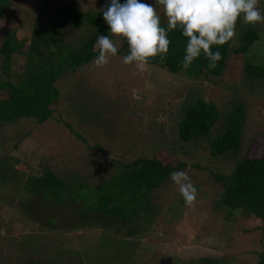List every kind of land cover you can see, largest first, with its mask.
<instances>
[{
    "label": "rangeland",
    "instance_id": "rangeland-1",
    "mask_svg": "<svg viewBox=\"0 0 264 264\" xmlns=\"http://www.w3.org/2000/svg\"><path fill=\"white\" fill-rule=\"evenodd\" d=\"M10 2L8 12L0 18V44L6 31L16 30L17 37L24 39L23 50H27L40 14H53L57 7L68 4L80 12L100 11L110 0H50L49 8L45 7V0ZM140 2L155 6V0ZM259 8L264 13V0H259ZM156 10L160 20L164 19L162 7L157 6ZM86 28L68 26L64 36L80 43L87 36ZM246 29L256 30L259 37L245 57L231 56L221 79L208 75L200 80L147 64L137 68L124 64V55L116 53L107 65L97 67L93 61L60 81V102L54 104L57 121L40 124L33 118H24L3 124L0 162L8 171L0 174V264H32L30 257L50 264L59 251H69L63 255L67 264H189L204 257L209 263L211 259H221L228 264H256L257 252L264 250V241L256 229L259 221L239 220L240 212H229L230 222L224 225L220 218L226 211H214L222 188L212 179V171L225 167V163L231 165L238 156L226 154L224 159H217L207 152L208 139L226 129L227 110L237 101L247 109L241 156L249 149V154H264V78L254 81L243 70L245 59L264 73V23L245 25L238 18L235 46ZM25 62L24 55H14L13 72H21ZM201 87L210 90L207 96H213L220 116L207 138L198 143H177V122L182 117L179 104L186 100L189 91ZM141 151L155 154L174 168L184 161L186 165L176 171L188 174L197 195L187 206L169 176L151 193L148 206L145 205L149 216L145 217L143 209L140 213L141 227H149L140 236H133L122 227L114 229L118 236L114 239L104 234L101 226L69 230L76 227L70 216V225L65 227L40 228V210L31 208L32 215L24 210L22 201L29 197L30 182L43 168L68 179L75 186L73 194L85 195L119 163L131 160ZM30 244L44 248L33 249ZM130 253L132 260H127Z\"/></svg>",
    "mask_w": 264,
    "mask_h": 264
},
{
    "label": "trees",
    "instance_id": "trees-1",
    "mask_svg": "<svg viewBox=\"0 0 264 264\" xmlns=\"http://www.w3.org/2000/svg\"><path fill=\"white\" fill-rule=\"evenodd\" d=\"M119 2L123 4L125 0ZM10 6V0H0V18L6 15ZM45 7H50V0H45ZM160 23L166 28L167 18L161 19ZM84 25L87 27L84 41L76 43L65 38L66 27L72 26L77 29ZM108 33L109 28L103 19V12H80L71 4L57 7L53 14L38 16L27 50H23L24 39L17 37L16 30L6 31L0 44V70L4 74L2 76L0 73V127L24 118H33L40 124L55 120V105L60 102L62 94L60 81L68 79L71 72L81 71L80 68L91 64L98 55L93 51L97 37ZM258 35L256 30L246 29L238 37V46L234 45L235 35L222 46L213 45L211 50L219 51L222 56L215 69L207 68L208 60L201 53L192 65L184 70L180 63L185 54L187 38L182 36L180 30H173L167 35L170 44L166 58L161 61L158 55L150 59L147 65L158 66L173 74L194 76L200 80L208 75L221 79L231 56L245 57L248 48L258 39ZM117 54L124 56L129 54L126 42L120 45ZM14 55L26 57L24 68L19 73L12 70ZM243 60V70L249 78L254 81L257 78H264L260 67ZM201 84L205 85L204 82ZM216 84H219L218 81ZM206 91L202 87L200 90L192 89L190 93L188 92L186 100L179 104L178 109L182 117L177 122L175 133L177 143L190 141L198 143L210 134L213 124L220 116V110L213 102V96H207L211 93L210 90L206 88ZM246 113L245 104L236 101L232 108L227 110L226 129L207 142V152L212 157L224 159L226 154L238 156L231 165L225 163V167L221 166L218 171H212V179L222 188L220 202L214 211L218 214L226 211V215L220 216L224 225L230 222L231 218L227 216L229 212L231 214L240 212L239 220L257 219L259 225L256 229L264 241V154H249V149L241 156ZM185 165L186 163L181 161L177 168H174L169 163H163L155 154L141 151L131 160L119 163L116 170L110 172L98 186L85 195L73 194L75 186L70 184L68 179L59 177L45 167L42 173L30 182L29 197L22 201L23 207L28 212L31 208L40 210V213L37 211L41 215L37 219L42 223L40 228L54 230L56 227H65L70 225L71 219L68 217L70 216L76 227H69V230L101 226L104 234H109L108 236L114 239L118 237L113 232L114 229L117 231L122 227L131 235L138 237L149 229L148 226L141 227L143 218L140 217V213L143 209L145 217L149 216V209L145 205L148 206L147 202L150 201L152 192L168 179L170 173ZM6 169L0 162V174L6 175L8 171ZM68 188L70 189L67 190ZM30 218L33 219L32 216ZM126 243L128 244V241H124V244ZM30 245L33 249L44 248V245ZM131 245L133 253L135 245L133 243ZM65 252H57L50 264H67L63 261V255L69 251ZM132 253L130 257H126L127 260H132ZM257 253L259 260L256 264H264V250ZM103 256L105 254L101 258H104ZM30 259L32 264H42L41 259H37L38 261L32 257ZM189 264H228V261L211 259L209 263V259L204 257L191 260Z\"/></svg>",
    "mask_w": 264,
    "mask_h": 264
},
{
    "label": "clouds",
    "instance_id": "clouds-1",
    "mask_svg": "<svg viewBox=\"0 0 264 264\" xmlns=\"http://www.w3.org/2000/svg\"><path fill=\"white\" fill-rule=\"evenodd\" d=\"M157 6L162 7L167 18L166 28L161 26ZM100 11L109 33L99 35L93 46V51L98 53L94 58L97 67L107 65L118 52L117 45L125 42L129 54L123 57L124 64L139 68L158 55L163 61L169 51L168 33L180 30L187 38L180 67L187 70L203 53L208 60L207 68L215 69L222 56L211 48L222 46L234 37L238 18L245 25L264 23L259 0H155V6L140 0H125L123 4L110 0ZM170 179L190 206L197 195L191 178L180 170L170 173Z\"/></svg>",
    "mask_w": 264,
    "mask_h": 264
}]
</instances>
